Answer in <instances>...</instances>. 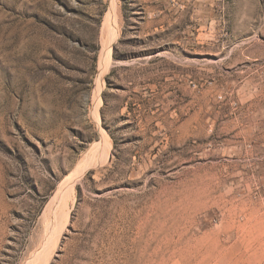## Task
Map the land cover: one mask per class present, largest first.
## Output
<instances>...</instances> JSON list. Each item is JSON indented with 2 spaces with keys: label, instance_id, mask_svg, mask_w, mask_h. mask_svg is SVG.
Masks as SVG:
<instances>
[{
  "label": "rangeland",
  "instance_id": "1",
  "mask_svg": "<svg viewBox=\"0 0 264 264\" xmlns=\"http://www.w3.org/2000/svg\"><path fill=\"white\" fill-rule=\"evenodd\" d=\"M101 134L54 245L51 203ZM46 248L264 264V0H0V264Z\"/></svg>",
  "mask_w": 264,
  "mask_h": 264
},
{
  "label": "bare ground",
  "instance_id": "2",
  "mask_svg": "<svg viewBox=\"0 0 264 264\" xmlns=\"http://www.w3.org/2000/svg\"><path fill=\"white\" fill-rule=\"evenodd\" d=\"M115 21H116V19H115ZM112 32L114 34L113 38L116 39V37L118 36V30L113 28ZM110 49H111V47L108 48V51H110ZM110 148H111L110 142L108 141L107 138H105L103 136V134H101L100 142L93 148L91 155L88 156L82 162H80V165H79L77 171L75 172V174L72 176V178L69 179L67 184H65L62 188H60V190L58 191V194L56 193L57 195L55 196L54 201L51 203V204H54V212H55V215L58 217V224H57L58 227H55L51 230L52 231L51 237L53 239L55 238L54 245H56L58 243L59 238L61 237V235L64 232V227L68 223L69 214L67 211L66 212L64 211V207H65L66 203L68 202V200L72 198V195L74 192L75 182L77 181L79 176L82 175L83 173H85L88 169L99 167L102 164L106 163V161L109 157ZM57 200L60 201L59 204L58 203L56 204ZM51 204L48 206V209L45 213L46 215H48L47 212L48 213L50 212ZM52 224H53V222H52ZM49 251L50 250H48L46 248L45 250H43L42 254L38 255L39 256V258H38L39 260H37L38 263L40 261H42L43 264H48L49 259H50V254H51V252H49Z\"/></svg>",
  "mask_w": 264,
  "mask_h": 264
},
{
  "label": "built area",
  "instance_id": "3",
  "mask_svg": "<svg viewBox=\"0 0 264 264\" xmlns=\"http://www.w3.org/2000/svg\"><path fill=\"white\" fill-rule=\"evenodd\" d=\"M186 1H190V0H167V2L169 3V5L174 8V9H183L185 6Z\"/></svg>",
  "mask_w": 264,
  "mask_h": 264
}]
</instances>
